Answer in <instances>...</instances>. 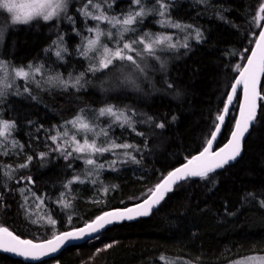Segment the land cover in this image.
<instances>
[{"label": "trees", "instance_id": "trees-1", "mask_svg": "<svg viewBox=\"0 0 264 264\" xmlns=\"http://www.w3.org/2000/svg\"><path fill=\"white\" fill-rule=\"evenodd\" d=\"M95 1L108 16L123 18L138 10L131 0ZM86 2H74L59 18H36L27 24L12 23V14L0 8V22L4 23L0 59L12 69L27 71L29 65L41 69L32 83L26 82L28 91L23 88L0 99V117L15 124L9 137L18 151L13 155L0 138V227L26 240L45 241L83 227L107 211L141 203L171 171L202 152L239 74L236 66L246 63L262 29L256 16L264 0H164V18L158 14L156 0H142L149 14L138 17L132 25L136 31L125 33L124 39L148 32L169 35L172 41L179 37L181 42L175 49L157 51L159 59L147 57L142 62L143 74H137V87H131L120 83L130 74L128 68L113 66L93 73L88 69L95 61L79 54L84 38L93 35L87 29L100 23L79 11ZM161 19L195 28L201 38L183 39V31L162 27ZM263 24L264 19L259 21ZM110 27L100 23L105 31ZM113 41L106 43L113 47ZM185 43L187 47L182 46ZM58 46L66 49L62 59L55 55ZM81 73L84 76L77 88L47 82L49 76L57 75L74 81ZM239 104L240 96L217 149L231 137ZM108 105L125 111L133 126L121 127L108 116L99 117V109ZM77 115L96 124L97 132L107 129L108 136L100 135L97 144L115 141L132 147L94 156L97 163L105 164L103 169L85 165L83 159H65L52 151L56 144L50 137L65 130L70 137L75 129L66 122ZM83 135L77 133V139L82 140ZM88 136L91 139L93 134ZM69 137L57 143L67 147L63 141ZM41 153L47 155L41 159ZM22 164L27 167H20ZM77 176L84 182L73 183L71 191L66 189L64 185ZM61 193L71 207L59 203ZM262 201L264 100L241 158L207 178L182 183L152 216L109 229L127 233L128 241L110 249L103 264H237L264 257ZM28 202L41 206L39 222L38 215L28 212ZM82 246L36 264H78L77 250ZM0 264L31 263L0 254Z\"/></svg>", "mask_w": 264, "mask_h": 264}, {"label": "snow or ice", "instance_id": "snow-or-ice-1", "mask_svg": "<svg viewBox=\"0 0 264 264\" xmlns=\"http://www.w3.org/2000/svg\"><path fill=\"white\" fill-rule=\"evenodd\" d=\"M131 3L138 6V10L129 12L123 18L116 16H108L104 13L100 3H94V0H87L84 6L79 11L92 20H96L100 23H108L111 28H115V40L114 46L109 47L107 43L103 42L102 37H107L108 40H113V32L109 29L105 31L100 28V23L95 27H89L87 31L93 35L85 37V43L78 49L79 54L85 59L95 61L89 64V71L101 72L115 66L116 68H128L129 75L123 77L120 81L122 84L129 85L131 87H137L136 80L139 78L137 74H143L144 68L142 62L147 57H153L159 59L156 56L157 51H162L165 48L175 49L176 43L172 42V37L165 34H159L153 36L151 33L145 32L142 35L130 37L125 40L124 35L128 32H135L136 29L132 27L137 22V18H143L149 14L145 10L142 0H131ZM159 5L158 14L162 18L165 17L167 5L164 0H156ZM88 5H92L98 12L94 14L89 10ZM110 6V5H109ZM68 7L67 0H29L27 4H18L16 0H0V8L6 10L12 14V23L14 24H27L32 19L40 18L44 21L53 20L58 18L61 13H66ZM21 8H27L26 12H21ZM264 3L261 4L256 20L258 26L264 28V25H259V21L264 19ZM71 20V17H68ZM74 23V21H73ZM162 27H174L181 28L178 23H173L169 19H161L159 21ZM191 27V26H187ZM79 35V33H77ZM201 33L196 31V39L199 41ZM62 39V37H61ZM255 47L251 49V54L247 56L246 63L241 66L237 65L238 76L235 78V82L230 85L231 92L227 95V103L224 106L223 113L216 117L218 123L215 125L214 131L210 133V139L207 141V146L198 156H194L188 161L182 168H177L175 171L168 174L164 181L157 184L154 190H151L150 195L142 203L137 204L135 207L126 208L124 210H117L112 212H106L101 216H98L95 221L87 224L84 228H80L75 232H65L60 235H56L53 239H49L44 243H33L32 240L22 239L19 236L13 234L6 227H0V251L14 253L18 256L25 258L38 259L40 255L47 254L49 251L55 252L58 247L68 240L80 239L84 235L91 236L93 233L99 232L107 225L114 222L123 221L125 219L132 220L137 216H146L150 213L153 205L158 204L163 199L164 194L172 189V185L180 180L187 179L189 177H200L202 179L207 178L210 172L215 171L217 168L223 167L230 160H234L239 155L241 150V141L245 132H247L251 121L255 118L256 110L258 107V101L264 100V95L259 90L261 78L264 77V30H261L258 37L254 41ZM142 46V47H140ZM187 47V43L182 45ZM66 49L58 46L55 55L58 58H63L61 53ZM120 62L116 64L115 62ZM0 69H3L4 76L0 78V97L6 94V90L12 87V84L8 80L7 65L0 62ZM15 78L24 79L27 81L30 76L34 78L35 74H39L41 69L39 67L32 68L28 66L26 71L23 68L12 69ZM84 74L81 73L74 81L64 80L60 76H49L47 82L52 86H62L64 88L72 87L77 88L81 84ZM171 87V85H169ZM28 91L27 88L24 89ZM242 90L243 100L240 104L241 119L237 120L235 131L231 134V140L225 147L219 149V151H212L213 142L217 138V134L220 132L221 125L225 120V114L228 113V105L236 98L238 91ZM134 115V113H133ZM99 117L108 116L111 118V123L119 124L123 127L127 124L132 127V120L125 111L115 108V106L108 105L99 109ZM66 124L72 125L75 132L69 137V132H57L55 136H51L53 144L56 147L52 151H58L65 159L70 157L74 159H83L85 165L94 166L97 169H103L104 163H97L93 158L96 155H103L106 152L113 151L117 148L128 149L132 147L129 144H116L115 141H107L106 144H97L96 140L100 135L108 136L106 128H101L99 132L96 131L97 125L89 121L83 115H77L74 119L69 120ZM111 126V125H109ZM159 127H164L163 124H159ZM15 127L13 122L0 119V138L5 140L11 135V129ZM134 130V129H133ZM83 133L82 140L77 139L76 134ZM92 133L93 136L90 139L88 134ZM140 134V133H138ZM62 137H69L65 139L63 143L67 147H63L57 143L58 139ZM15 144V141H13ZM0 146H3V141H0ZM70 149V150H69ZM7 154V153H4ZM73 154H76L73 156ZM47 154L41 153V159ZM128 155L130 159L133 157ZM31 157H28V161H31ZM112 161V164H115ZM20 167H27V164H22ZM8 175V173H5ZM29 183L32 182L31 177L28 178ZM84 181L80 177H74L64 185L66 189L71 191V185L73 183H83ZM23 191V190H22ZM107 192V189L104 190ZM64 193H61V200L59 203L63 207L68 208L71 205L63 199ZM261 206L264 207V201L261 202ZM49 223L55 224L54 220L49 218ZM112 245H107L106 248ZM264 264V260H262Z\"/></svg>", "mask_w": 264, "mask_h": 264}, {"label": "rangeland", "instance_id": "rangeland-1", "mask_svg": "<svg viewBox=\"0 0 264 264\" xmlns=\"http://www.w3.org/2000/svg\"><path fill=\"white\" fill-rule=\"evenodd\" d=\"M80 1L81 0H67V2H68L67 11L71 9L74 2L79 3ZM16 2L18 4H27V3H29V0H16ZM94 3H99V2L94 0ZM88 8L96 10L95 8L92 7V5H88ZM27 10H28L27 8H21L20 9L21 12H26ZM102 10H103V8H102ZM62 14H64V13H61L60 16H62ZM116 17H118V16H116ZM37 19H40V18H37ZM32 20H34V19H32ZM6 24H7V22L5 23V25ZM3 25H4V23L1 21L0 22V43L2 42V40H3L2 36L4 35V33L2 32L3 31L2 29L4 28ZM5 29H4V32H6ZM110 30L114 34V36H113V40H114L116 38L115 33L117 30L115 28H111V27H110ZM172 30H173V32H175L177 30L183 31V32H180L182 34V36L184 37L183 39L197 40L196 39V31H198V30L195 28L191 27L189 29H186V27H181V28H174L173 27ZM173 39L174 40L172 42L176 43V45H179V43L181 42V39L179 37H178V39H175V38H173ZM102 40L105 43L109 42V41L110 42L113 41V40L108 41V38L106 36L102 37ZM0 62H3L5 65H7L8 80L12 84V87L6 90L5 95H7L9 93L13 94V93H19L20 91H23V88L24 89L27 88V83H32V81L34 80L32 76H30L27 81H24V79L15 78L14 73L12 72V68H10L8 66V64L1 59H0ZM35 75H34V77H35ZM3 76H4V71H3V69H0V78H2ZM0 99H2V97H0ZM0 115H2V114L0 113ZM0 119H2V118L0 117ZM13 141H14V139H11L10 137H8L6 140L4 139V145L6 146V149L8 151L12 152L13 155H15L18 152L16 150L14 151L15 147L17 146V143L15 142V144H13ZM28 203H29L28 204V212L31 214L38 215V217L36 218V221L39 222L40 218L42 216L41 215V211H42L41 206L39 204H35L34 202H28ZM127 237H128L127 233H114V232L112 233V232L107 231L106 233L102 234L101 236H99V237L91 240L90 242L84 244L81 248H79L77 250L79 257H80L78 264H103L105 262V257H106L107 252L110 249H112L113 247H115L116 245H119L123 242L128 241ZM107 245H112V246L106 248ZM262 260H264V257L261 256V257L255 258V260L252 259V261L242 262V263H237V264H262Z\"/></svg>", "mask_w": 264, "mask_h": 264}, {"label": "water", "instance_id": "water-1", "mask_svg": "<svg viewBox=\"0 0 264 264\" xmlns=\"http://www.w3.org/2000/svg\"><path fill=\"white\" fill-rule=\"evenodd\" d=\"M263 25H264V24H263ZM261 30H264V28H262ZM254 47H255V45H254ZM254 47H253V48H254ZM262 82H263V77L261 78V82H260V86H259V90H260V91H261V88H262ZM239 96H240V104H241V102H242V100H243V93H242V90L238 91L236 98H234V99H233V102H232L230 105H228V109H229V110H228V113L225 114V120H224L223 124L221 125L220 132L217 134V138H216V140L213 142L212 151H219V149L225 147V145H227L228 142L231 140V137H230L229 141H228L223 147L218 148V149L216 148V147H217V144H218V142H219V140H220V138H221V135H222V133H223V131H224L225 125H226V123H227V121H228V119H229V116H230V114H231V112H232V110H233V108H234V106H235V103H236V101L238 100V97H239ZM240 104H239V110H238V115H237L236 122H237V120H240V119H241V115H240V113H241ZM259 111H260V101H258V107H257V110H256L255 118L251 121L250 126H249L247 132H245V134H244V136H243V139H242V141H241V150H240L239 155L236 156V158H235L234 160H230V161H229L227 164H225L223 167H221V168H217L215 171L210 172L208 175H211V174H213V173H215V172L221 171V170H222L224 167H226V166H230V165L235 164V163L241 158L242 153H243V148H244L245 141H246L247 137L249 136V134L251 133V130H252V128L254 127V125H255V123H256L258 117H259ZM223 114H224V113H223ZM235 126H236V123H235ZM233 131H235V127H234V130H233ZM199 154H200V153H199ZM199 154H197V155H195V156H198ZM193 157H194V156H193ZM193 157H192V158H193ZM192 158H190L189 160H191ZM189 160H188V161H189ZM188 161H187L186 163H184L183 165L177 167V168H182L184 165H186V164L188 163ZM177 168H176V169H177ZM176 169H174L173 171H175ZM173 171H171V172H173ZM171 172H170V173H171ZM167 176H168V175H167ZM167 176H166V177H167ZM166 177H165V178H166ZM165 178H164V179H165ZM164 179H163V181H164ZM197 179H201V178H200V177H189V178H187V179L180 180V181H178L177 183H175L174 185H172V189H171L170 191H167V192L164 194L163 199L160 200V202H159L158 204H155V205L152 206L151 211H150V213H149L148 215H146V216H137L136 218H134V219H132V220H127V219H125V220H123V221L114 222V223H112V224L107 225L105 228L101 229L99 232H97V233H93L91 236H89V235H84V236H83L82 238H80V239L68 240V241L64 242L63 244H61L55 252L49 251L46 255H45V254L40 255L38 259L25 258V257H22V256H18V255L14 254V253L3 252V251H0V254L8 255V256H10V257H13L14 259H20V260H22L24 263H31V264H36V263H41V262H43V261H47V260H51V259H56V258H58V257H59V256H60V255L66 250V249L71 248V247H80V246H82V245H84V244L90 242L91 240H93V239H95V238L101 236L102 234L106 233L109 229L113 228V227L116 226V225H121V224H123V223H134V222H136V221H138V220H140V219H146V218L152 216V215H153V214L159 209V207H160V206L162 205V203L165 201V199L167 198V196H168L169 194H171V193H172V192H173L178 186H180L182 183H184V182H186V181H189V180H197ZM163 181H162V182H163ZM162 182H161V183H162ZM141 203H142V202H141ZM138 204H140V203H138ZM136 205H137V204H136ZM136 205H132V206H130V207H135ZM130 207H127V208H130ZM124 209H126V208L113 209V210H110V211H107V212H112V211H117V210H124ZM105 213H106V212H105ZM103 214H104V213H103ZM103 214H102V215H103ZM100 216H101V215H100ZM95 220H96V219H95ZM95 220H94V221H95ZM92 222H93V221H92ZM90 223H91V222H90ZM88 224H89V223H88ZM86 225H87V224H86ZM86 225H85V226H86ZM85 226L80 227V228H84ZM80 228H76V229H73V230H70V231H66V232H75L76 230H78V229H80ZM9 231H11V230L9 229ZM11 232H13V231H11ZM63 233H65V232H63ZM13 234H15V233L13 232ZM61 234H62V233H61ZM15 235H16V234H15ZM59 235H60V234H59ZM17 236H18V235H17ZM20 238H21V237H20ZM22 239H23V238H22ZM51 239H53V238H51ZM28 240H30V239H28ZM48 240H49V239H48ZM32 241H33V240H32ZM46 241H47V240H45V241H41V242L33 241V243H44V242H46ZM56 264H58V263H56Z\"/></svg>", "mask_w": 264, "mask_h": 264}]
</instances>
